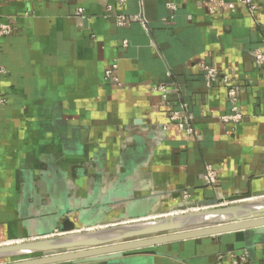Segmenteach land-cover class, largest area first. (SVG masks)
<instances>
[{"label": "crops", "instance_id": "crops-1", "mask_svg": "<svg viewBox=\"0 0 264 264\" xmlns=\"http://www.w3.org/2000/svg\"><path fill=\"white\" fill-rule=\"evenodd\" d=\"M250 1L0 0V245L264 201V0ZM233 263L264 264V234L107 264Z\"/></svg>", "mask_w": 264, "mask_h": 264}, {"label": "water", "instance_id": "water-1", "mask_svg": "<svg viewBox=\"0 0 264 264\" xmlns=\"http://www.w3.org/2000/svg\"><path fill=\"white\" fill-rule=\"evenodd\" d=\"M262 215L264 201L203 208L193 213L174 214L80 233H72L74 225L66 221L62 225V235L57 237L0 245V262L107 264L143 249L225 234H232L235 242L244 246V232L264 234V217H258Z\"/></svg>", "mask_w": 264, "mask_h": 264}, {"label": "built area", "instance_id": "built-area-1", "mask_svg": "<svg viewBox=\"0 0 264 264\" xmlns=\"http://www.w3.org/2000/svg\"><path fill=\"white\" fill-rule=\"evenodd\" d=\"M120 1L122 3V0H120ZM239 1L244 3L247 6V8L249 9V11H253L254 10V6L252 5L250 0H239ZM79 12H81V10H79ZM118 24L119 25H123L124 24V20H123L122 17H118ZM9 32H10L9 28L1 27L0 28V37H2L4 35H7ZM253 56H254L255 62L258 65H264V55H262L260 52L256 51ZM202 71L204 72L206 84L209 85V84H212V83H214V82L219 80V75H218V73H217V71L215 69H213L211 67L204 66L202 68ZM1 72H2V70L0 69V73ZM110 75H111V72L107 71L106 72V77H110ZM221 81L223 83H225V84L228 83V80L226 78H221ZM158 90L160 92H163V93L165 92L164 86H159ZM228 99H229V102L231 104L232 115H230L228 117H223V120L224 121H232V122L240 121L241 120V115L238 113L236 94H235V91L232 88H230L229 91H228ZM169 119H170V121H178V122H180L181 125L185 126L186 131L189 134L191 133V129L188 126L187 118H182L179 113L173 112V113H171ZM203 181L208 186H211V187L215 186L216 173L211 167H206L205 174H204V177H203ZM219 258H221V257H219ZM233 264H235V263H233Z\"/></svg>", "mask_w": 264, "mask_h": 264}, {"label": "rangeland", "instance_id": "rangeland-1", "mask_svg": "<svg viewBox=\"0 0 264 264\" xmlns=\"http://www.w3.org/2000/svg\"><path fill=\"white\" fill-rule=\"evenodd\" d=\"M34 257H35V256H34ZM10 261H15V260H6V261H1V262H0V264H1V263H8V262H10ZM16 261H17V259H16Z\"/></svg>", "mask_w": 264, "mask_h": 264}]
</instances>
